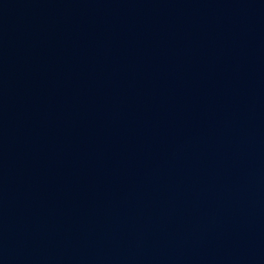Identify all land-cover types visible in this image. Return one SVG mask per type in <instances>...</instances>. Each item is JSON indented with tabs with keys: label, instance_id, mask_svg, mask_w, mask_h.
Masks as SVG:
<instances>
[{
	"label": "water",
	"instance_id": "obj_1",
	"mask_svg": "<svg viewBox=\"0 0 264 264\" xmlns=\"http://www.w3.org/2000/svg\"><path fill=\"white\" fill-rule=\"evenodd\" d=\"M0 264H264V0H0Z\"/></svg>",
	"mask_w": 264,
	"mask_h": 264
}]
</instances>
